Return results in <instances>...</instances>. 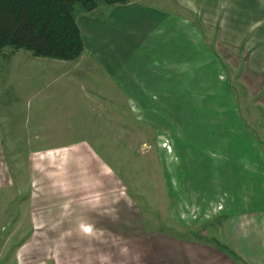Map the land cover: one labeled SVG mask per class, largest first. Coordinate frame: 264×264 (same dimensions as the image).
I'll list each match as a JSON object with an SVG mask.
<instances>
[{
    "label": "rangeland",
    "instance_id": "rangeland-1",
    "mask_svg": "<svg viewBox=\"0 0 264 264\" xmlns=\"http://www.w3.org/2000/svg\"><path fill=\"white\" fill-rule=\"evenodd\" d=\"M173 12L121 66L0 53V264H126L129 234L264 214V10L241 48Z\"/></svg>",
    "mask_w": 264,
    "mask_h": 264
},
{
    "label": "crops",
    "instance_id": "crops-1",
    "mask_svg": "<svg viewBox=\"0 0 264 264\" xmlns=\"http://www.w3.org/2000/svg\"><path fill=\"white\" fill-rule=\"evenodd\" d=\"M103 4L81 12L77 19L84 51L100 65L106 63L111 68L128 63L140 47L142 51L153 48L143 40L147 34L161 31L174 10L182 8L201 17L206 26L223 33L220 41L230 42L232 48L243 46L249 34L247 27L255 19L261 20L264 10V0H130L109 4L111 7ZM100 7L102 16L97 15ZM123 239L133 242L132 251L127 248L119 254V260L126 264H264V214L259 211L217 216L189 236L132 233Z\"/></svg>",
    "mask_w": 264,
    "mask_h": 264
},
{
    "label": "trees",
    "instance_id": "trees-1",
    "mask_svg": "<svg viewBox=\"0 0 264 264\" xmlns=\"http://www.w3.org/2000/svg\"><path fill=\"white\" fill-rule=\"evenodd\" d=\"M130 0H0V53L7 47L34 56L77 60L85 50L78 13ZM224 246V245H223Z\"/></svg>",
    "mask_w": 264,
    "mask_h": 264
}]
</instances>
